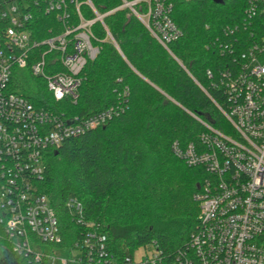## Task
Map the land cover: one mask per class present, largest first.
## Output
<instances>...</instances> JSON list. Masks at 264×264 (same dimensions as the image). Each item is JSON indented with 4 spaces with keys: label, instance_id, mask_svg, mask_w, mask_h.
<instances>
[{
    "label": "built area",
    "instance_id": "built-area-1",
    "mask_svg": "<svg viewBox=\"0 0 264 264\" xmlns=\"http://www.w3.org/2000/svg\"><path fill=\"white\" fill-rule=\"evenodd\" d=\"M37 1L0 0V242L4 247L19 264H264V0H246L242 13L244 29L260 35L259 40L236 53L226 44L219 47L232 56L233 66L220 73L223 103L211 100L228 132L191 114L205 130L196 142L171 143L175 157L190 167H202L206 176L194 195L199 204L197 227L169 260L155 244L151 257L135 260L133 254L118 259L108 248L103 227L84 219L80 201L66 200L72 227L64 228L48 197L39 192L49 149L104 125L124 108L120 104L85 117H67L62 110L36 105L11 89L14 68H28L44 82L54 101L75 102L81 72L98 53L91 26L102 22L104 15L90 0L39 2L45 14L56 15L60 26L41 40L33 38L31 28V3ZM122 1L120 7L130 8L164 48L181 35L169 17L171 5L164 0ZM138 2L146 3V12L133 8ZM83 4L94 18L82 16ZM227 29L232 33L237 26ZM206 75L211 78V71Z\"/></svg>",
    "mask_w": 264,
    "mask_h": 264
},
{
    "label": "trees",
    "instance_id": "trees-1",
    "mask_svg": "<svg viewBox=\"0 0 264 264\" xmlns=\"http://www.w3.org/2000/svg\"><path fill=\"white\" fill-rule=\"evenodd\" d=\"M164 1L171 5L169 17L181 31L167 49L130 8L120 7L122 0H90L104 16L91 26L98 53L81 72L75 102L54 101L44 82L28 73L14 72L10 81L11 89L36 105L57 108L67 117L123 106L104 125L49 149L44 177L38 183L64 228L72 227L66 200L73 195L80 201L84 219L103 227L108 248L118 259L155 244L169 260L196 229L199 204L194 195L206 173L175 157L171 143L196 142L205 130L191 114L228 130L211 100L223 103L220 73L233 66L232 56L219 47L226 44L241 52L260 38L251 35L249 27L244 29L246 0ZM39 2L43 0L31 3L35 40L52 35L50 29L60 30L56 15L45 14ZM133 8L144 13L147 5L138 2ZM80 12L86 19L95 17L84 4ZM234 26L237 30L230 33L227 27Z\"/></svg>",
    "mask_w": 264,
    "mask_h": 264
},
{
    "label": "rangeland",
    "instance_id": "rangeland-1",
    "mask_svg": "<svg viewBox=\"0 0 264 264\" xmlns=\"http://www.w3.org/2000/svg\"><path fill=\"white\" fill-rule=\"evenodd\" d=\"M14 72L17 74L22 73L23 75L24 74L26 75L27 73L30 74L26 69L14 68ZM70 197L73 198V195H71ZM154 253H155V249H154L153 245H148L145 248L142 247V248L137 249L134 252V259L137 260V259H140L141 257H145V256L151 257ZM0 264H18V261L15 258V256L13 254H11L4 247V245H0Z\"/></svg>",
    "mask_w": 264,
    "mask_h": 264
},
{
    "label": "water",
    "instance_id": "water-1",
    "mask_svg": "<svg viewBox=\"0 0 264 264\" xmlns=\"http://www.w3.org/2000/svg\"><path fill=\"white\" fill-rule=\"evenodd\" d=\"M212 2L215 4H221L222 3L221 0H212Z\"/></svg>",
    "mask_w": 264,
    "mask_h": 264
}]
</instances>
